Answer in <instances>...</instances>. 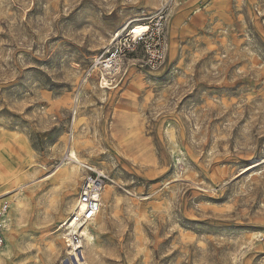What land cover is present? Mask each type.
<instances>
[{"label": "rangeland", "instance_id": "1", "mask_svg": "<svg viewBox=\"0 0 264 264\" xmlns=\"http://www.w3.org/2000/svg\"><path fill=\"white\" fill-rule=\"evenodd\" d=\"M147 26L161 66L138 49L101 90L96 57ZM71 148L107 176L82 263L264 264V0H0V264H76Z\"/></svg>", "mask_w": 264, "mask_h": 264}, {"label": "built area", "instance_id": "2", "mask_svg": "<svg viewBox=\"0 0 264 264\" xmlns=\"http://www.w3.org/2000/svg\"><path fill=\"white\" fill-rule=\"evenodd\" d=\"M138 49L144 53L145 63L150 69L156 70L161 66L165 55V44L158 30L155 33L151 26H147L146 31L139 36L131 34L129 29L114 34L103 52L94 60L90 73L98 75L100 84L116 87L120 83L124 59ZM79 167L84 175L77 188L75 205L60 229L63 231L62 238L69 255L77 252L82 258L80 247H83L85 235L101 211L107 176L84 163H80ZM9 214L10 202L4 200L0 204V249L6 244Z\"/></svg>", "mask_w": 264, "mask_h": 264}, {"label": "bare ground", "instance_id": "3", "mask_svg": "<svg viewBox=\"0 0 264 264\" xmlns=\"http://www.w3.org/2000/svg\"><path fill=\"white\" fill-rule=\"evenodd\" d=\"M130 31H131V34H133V35H135V36H139V35H141L143 32H145L144 29H142L141 32H139V33H135V32H133V30H130ZM103 79H104V78H103ZM102 82H104V80H103ZM102 84H103V83H101V85L99 84V87L102 86V87H100L101 90L104 89V88H106V89H110V90L112 89V88H107L106 86H108V85L103 86ZM66 151H67V150H66ZM66 153H67V154H66L65 158H64L63 161H62V166H65V165H67V164H69V163L80 164V163H79L80 161H79V159H78L77 152H75L72 148L69 149V151L66 152ZM103 197H104V196H103ZM102 202H103V199H102ZM20 205H21V203L18 202V203L16 204V207L18 208V206H20ZM8 225H9V223H8ZM85 236H86V239H87L88 242H89L91 238H90V236L88 235V233H86ZM80 248H82V247H80ZM70 256H75L74 258H75L76 263H78V264H84V263H82V260H84L83 257L80 258L77 252H74V253L71 254Z\"/></svg>", "mask_w": 264, "mask_h": 264}, {"label": "snow or ice", "instance_id": "4", "mask_svg": "<svg viewBox=\"0 0 264 264\" xmlns=\"http://www.w3.org/2000/svg\"><path fill=\"white\" fill-rule=\"evenodd\" d=\"M116 37H114V39H115Z\"/></svg>", "mask_w": 264, "mask_h": 264}]
</instances>
